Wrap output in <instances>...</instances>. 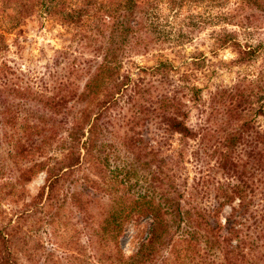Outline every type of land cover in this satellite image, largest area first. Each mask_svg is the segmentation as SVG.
<instances>
[{
	"label": "trees",
	"instance_id": "obj_1",
	"mask_svg": "<svg viewBox=\"0 0 264 264\" xmlns=\"http://www.w3.org/2000/svg\"><path fill=\"white\" fill-rule=\"evenodd\" d=\"M198 1L214 0H0V14L13 15L10 27L34 15L47 16L76 29L83 49L90 48L99 59L87 71L80 89L65 78L58 82V92L52 97L38 98L42 108L63 116L64 138L58 158L47 155L50 140L48 144L45 138L38 144L31 140L36 127L28 123L22 126L23 137L18 134L14 140L9 159L16 176L9 185H0V202L8 197L16 205L25 193L24 183L38 173L44 178L35 195L21 203L23 209L15 220L7 223L12 222L10 227L0 228V264H18V253L33 260L40 245L25 247V239L41 225L54 235L71 232L68 242L77 237L74 242L81 249L83 234L85 247L96 257L93 264H264V134H247L252 125L245 118L252 99L259 100L264 70L262 77L248 84L216 90L210 96L208 118L196 131L186 119L188 104H199V89L184 83L182 75L177 79L180 83L170 84L167 72L160 70L168 62L158 61L147 69L158 73L155 84V80L144 84L138 78L132 81L128 72L119 74L121 61L130 51L145 52L152 42L168 41L171 49L180 46L186 38L181 27L197 26L189 9ZM237 1L236 17L245 10L264 13V0ZM160 2L166 3L174 17L182 7L188 9L172 36L163 31L172 29L168 24L159 28L152 21ZM229 18L218 15L214 20ZM142 30L157 35L146 41L137 35ZM212 36L218 48L233 49L234 63L249 61L259 49L241 45L230 31ZM79 66L69 64L67 75L83 70ZM1 69L0 74L4 72ZM123 98L126 109L119 107L118 113L108 115ZM68 99H75L71 106H67ZM10 110L6 107L2 113ZM213 115H219V122L210 128L207 122H214ZM109 135L115 136L126 158L121 166L113 163L115 155L110 158ZM174 137L181 149L166 155L164 150L171 147ZM195 137L203 154L205 143L214 139L209 145L213 146L215 169L225 177L216 183L202 179L184 194L165 171L177 170L184 146ZM23 162L29 165L22 166ZM79 169H83L81 175L75 176ZM209 185L215 193L203 197ZM98 202L101 206L96 207ZM65 210L70 217L64 216ZM21 219L30 221L29 234L20 233ZM139 221L147 222L145 234L136 241L132 254L124 256L117 249L118 239Z\"/></svg>",
	"mask_w": 264,
	"mask_h": 264
},
{
	"label": "rangeland",
	"instance_id": "obj_2",
	"mask_svg": "<svg viewBox=\"0 0 264 264\" xmlns=\"http://www.w3.org/2000/svg\"><path fill=\"white\" fill-rule=\"evenodd\" d=\"M69 1L73 3L75 0ZM151 1L156 2V0ZM165 2L158 3L152 21L159 28L168 24L172 29L166 28L163 31L167 36H172V34L177 33L178 21L188 12V9L186 6L182 7L179 16L174 17L172 16L173 11L169 10ZM237 2V0H214L213 2L198 1L194 3V7L189 9V13L196 16L194 23L197 26L181 27L180 33L186 34L184 36L186 38L180 43V46L171 49L168 41L152 42L153 44L149 45L145 52L130 51L121 61L119 74L128 72L132 81L138 78L143 80L142 83L144 84L155 80V84L159 78L158 73L155 71L153 74L147 69L156 65L158 61L168 62L169 65L160 70L167 72L171 80L170 84L180 83L177 79L182 75L185 76L183 78L184 83L189 87L193 86L199 89V104L197 106L188 104L186 119V124L196 131L195 129L208 118L210 96L216 90L231 89L237 83L240 85L248 84V81L263 76L264 13L245 10L236 17L234 13ZM218 15L232 18L216 22L214 17ZM13 19V15L0 14V68H3L1 70L4 71L0 74V185L2 183L9 185L16 176L13 167H11L9 155L17 135L20 134L21 137L24 135L22 132L24 123L36 127V133L31 135V140L35 144L44 138L47 144L50 140L51 145L47 155L53 158H58L61 155L64 138L63 116L52 114L42 108L38 98L52 97L58 92V82L64 81L65 78H70L75 89H80L84 78L87 76V71H90L99 61L97 55L91 52L90 48L83 49L80 38L75 35L77 30L71 26L61 25L57 21L47 18V16L38 17L34 15L29 19L22 20L19 26L13 28L9 26L12 23L10 21H14ZM222 30L232 32L241 45L259 47L258 52L247 62L234 63L236 54L233 49L229 47L218 48L213 36L210 37L212 33H219ZM186 32L189 34L187 35ZM137 35L146 41H151L152 37L157 34L150 30H142ZM71 63L80 64L79 68L83 66V70H78L77 73L72 74L73 76L67 75V66ZM138 69H145V71L139 72ZM261 79L264 80V76ZM17 87L21 88L19 92L14 91ZM261 87L259 100L252 99L253 104L249 108L250 111L245 115L246 120L252 125V130H249L247 134L252 131L264 134V83L261 84ZM74 100L68 99L67 106H71ZM125 100L123 98L118 106L109 109L107 114L113 116L118 113L119 107L126 109L128 105ZM259 106L261 109L257 108ZM6 107H11L12 110L7 112L12 114L2 113ZM213 117L214 122H207L210 128H215L219 122V115H213ZM115 127L111 128L112 131ZM49 131L51 132L49 133ZM118 132H121V129ZM170 142L171 147L166 151L164 150L166 155H172L174 150L181 149L175 137ZM213 142L214 139H211L205 143L207 149L204 150L205 154H203L198 145V137L190 139L184 146V158L178 163L177 170L172 168L174 173L164 170L169 177L171 176L170 180H173L174 184H177L178 189L184 194L202 179L212 183L223 182L225 176L215 169V157L211 154L213 146L209 144ZM108 143L112 146L109 149L112 153L110 158L114 155L116 157L113 163L117 166L123 165L126 158L114 135L108 136ZM250 147H246V149H250ZM28 165L24 162L22 164V166ZM82 170L79 169L74 175H81ZM43 178V173H38L29 182L24 183L25 193L23 192V196L16 205L12 204L8 197L0 202V228L3 225H6L7 229L10 227L12 222L9 226L7 223L15 220V215L23 209L21 203H27L35 195L43 183ZM131 182L134 183L135 180L131 179ZM139 185L141 182L136 186ZM139 189L142 190L143 188L139 187ZM206 189L203 197H212L215 193L213 186L209 185ZM201 195L202 190L199 197ZM99 203L96 207L101 206ZM226 211L227 209L223 210L224 213ZM68 212L65 210L64 216L70 217ZM29 225V220H20V233L22 235L30 233ZM146 228L147 222L139 221L137 225H129L125 229L124 234L117 242V249L122 255L132 254L137 245L136 241L144 236ZM78 230H80L79 227ZM69 231L72 230L69 229ZM71 234V232H59L54 235L49 227L41 225L34 234H30L33 236L29 235L28 238L26 236L25 239L27 242L25 247L36 248V245H40L36 257L27 261L26 256L18 253L17 263L32 264L33 262L35 264V261L40 264L95 263L96 257H93V252L90 248L85 247L84 235L81 234L79 240L84 247L81 249L80 245H76L74 242L77 237L73 238V243L68 242ZM114 249L115 246L112 247V250ZM48 251L51 253L50 256L47 255Z\"/></svg>",
	"mask_w": 264,
	"mask_h": 264
}]
</instances>
